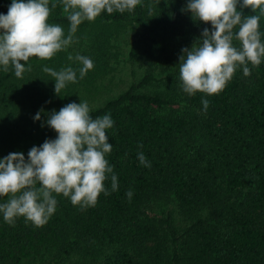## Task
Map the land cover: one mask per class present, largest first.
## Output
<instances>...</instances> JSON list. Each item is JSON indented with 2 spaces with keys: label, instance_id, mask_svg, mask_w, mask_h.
Listing matches in <instances>:
<instances>
[{
  "label": "trees",
  "instance_id": "obj_1",
  "mask_svg": "<svg viewBox=\"0 0 264 264\" xmlns=\"http://www.w3.org/2000/svg\"><path fill=\"white\" fill-rule=\"evenodd\" d=\"M11 2L0 1V14ZM187 2L141 0L132 12L105 11L81 23L75 35L94 65L83 79L81 65L70 63L65 50L51 60L30 58L25 69L31 71L22 78L0 66V159L9 153L27 159L33 146L57 137L46 123L53 111L96 103L98 82L115 56L111 40L128 23L140 28L130 52L140 61V80L88 105L93 119L110 115L114 122L106 130L112 150L105 158L118 189L112 191L108 174L110 194L101 193L87 209L54 194L56 211L40 228L24 217L9 225L0 213V264H264V58L258 67L248 64L249 76L238 66L219 95L189 96L179 76L182 49L200 46L203 30L212 26L194 21ZM49 7L48 22L68 34L60 0ZM260 32L264 43V16ZM44 66L72 67L77 82L57 95ZM38 112L41 119L34 120ZM140 152L150 167L139 162Z\"/></svg>",
  "mask_w": 264,
  "mask_h": 264
},
{
  "label": "clouds",
  "instance_id": "obj_2",
  "mask_svg": "<svg viewBox=\"0 0 264 264\" xmlns=\"http://www.w3.org/2000/svg\"><path fill=\"white\" fill-rule=\"evenodd\" d=\"M49 3L50 0H12L7 14H0V66L5 72L11 66L15 76L22 78L26 70L31 71V66L25 69L30 58L51 60L66 50L84 21L93 22L105 11L109 15L132 12L141 0H60L62 13L70 23L66 38L60 25L48 22ZM238 6L251 9L254 14L246 16ZM56 7L55 3L51 5ZM185 10L194 21L212 26L211 31L203 30L200 46L182 49L179 76L182 90L189 96L197 92L219 95L238 66L249 76L248 64H261L264 43L260 19L264 16V0H188ZM234 40L239 42V48L234 46ZM67 59L81 65L80 79L94 67L84 55L69 54ZM42 70L55 81L57 95L67 84L77 82V70L72 67L56 71L44 66ZM201 103L206 111L209 101L204 99ZM40 119L38 112L34 120ZM46 123L57 133L54 140L33 146L27 159L23 153H9L0 159V197H8L7 202L0 203V213L9 225L17 217H24L35 227H43L56 211L54 194L70 198L73 206L81 209L95 207L101 193L110 194L104 186L108 174L113 173L105 158L112 150L106 133L114 123L110 115L93 119L86 101L72 102L53 111ZM138 160L145 167L151 166L142 152L138 153ZM111 189H118L115 174L111 175ZM132 194L127 192L129 200Z\"/></svg>",
  "mask_w": 264,
  "mask_h": 264
},
{
  "label": "rangeland",
  "instance_id": "obj_3",
  "mask_svg": "<svg viewBox=\"0 0 264 264\" xmlns=\"http://www.w3.org/2000/svg\"><path fill=\"white\" fill-rule=\"evenodd\" d=\"M139 32L140 28L135 23H128L111 40L109 51L115 56L109 60V73L98 82L97 92L94 96L96 103L87 102L90 107H96L103 100L118 95L131 84H136L140 80L143 73L140 61L130 56ZM64 35L66 38L68 34L64 33ZM85 51H87L86 43L74 35L73 43L65 50V53L67 57L69 54L75 57L77 54L84 55ZM70 63L79 64L75 60L70 61Z\"/></svg>",
  "mask_w": 264,
  "mask_h": 264
}]
</instances>
